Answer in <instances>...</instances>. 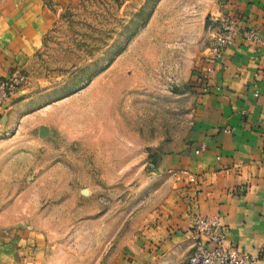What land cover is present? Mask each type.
<instances>
[{
  "label": "rangeland",
  "instance_id": "rangeland-1",
  "mask_svg": "<svg viewBox=\"0 0 264 264\" xmlns=\"http://www.w3.org/2000/svg\"><path fill=\"white\" fill-rule=\"evenodd\" d=\"M20 1L0 0V35ZM41 1L0 126V230L29 235L33 264H157L177 188L160 165L199 134L191 81L224 0Z\"/></svg>",
  "mask_w": 264,
  "mask_h": 264
},
{
  "label": "crops",
  "instance_id": "crops-1",
  "mask_svg": "<svg viewBox=\"0 0 264 264\" xmlns=\"http://www.w3.org/2000/svg\"><path fill=\"white\" fill-rule=\"evenodd\" d=\"M42 4L22 0L5 12L10 27L0 35V78L23 70L43 19L51 15ZM213 16L236 19L241 29L257 31L260 43L238 35L218 61L206 49L196 64L191 83L198 98L199 134L160 165L161 171L177 172V188L151 239L157 264H188L195 245L194 215L219 217L226 244L257 257L250 264H264V0H224ZM207 67L214 72L204 90L201 74ZM13 98L0 106V126ZM203 145L206 150L198 155ZM185 172L197 182L190 183ZM31 242L26 232L0 230V264H33Z\"/></svg>",
  "mask_w": 264,
  "mask_h": 264
},
{
  "label": "built area",
  "instance_id": "built-area-1",
  "mask_svg": "<svg viewBox=\"0 0 264 264\" xmlns=\"http://www.w3.org/2000/svg\"><path fill=\"white\" fill-rule=\"evenodd\" d=\"M211 24L215 25L214 34L210 45L209 58L218 61L225 50L235 44L238 35L250 42L260 43L258 32L255 30H243L236 19L229 17L212 16ZM213 68L207 67L201 74L204 90L207 89ZM27 80L21 70H16L11 78L0 81V106L10 101L17 90ZM232 133V130H226ZM206 150V146L196 152L198 155ZM190 183H196L198 178L187 172ZM191 230L194 235L195 245L188 264H250L255 263L257 257L241 252L226 244L227 237L224 225L219 217L194 215L191 217Z\"/></svg>",
  "mask_w": 264,
  "mask_h": 264
}]
</instances>
